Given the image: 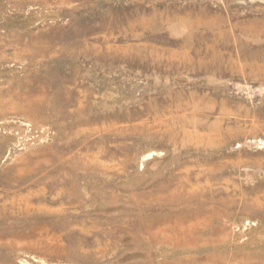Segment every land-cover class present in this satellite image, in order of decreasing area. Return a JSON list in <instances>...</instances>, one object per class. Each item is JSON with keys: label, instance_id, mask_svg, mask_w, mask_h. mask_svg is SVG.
Masks as SVG:
<instances>
[{"label": "rangeland", "instance_id": "1", "mask_svg": "<svg viewBox=\"0 0 264 264\" xmlns=\"http://www.w3.org/2000/svg\"><path fill=\"white\" fill-rule=\"evenodd\" d=\"M0 264H264V0H0Z\"/></svg>", "mask_w": 264, "mask_h": 264}]
</instances>
